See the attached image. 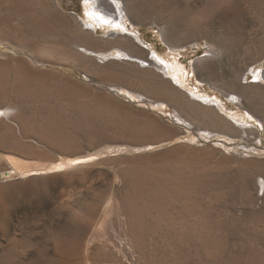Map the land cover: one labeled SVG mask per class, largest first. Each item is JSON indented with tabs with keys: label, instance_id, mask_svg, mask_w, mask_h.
<instances>
[{
	"label": "rangeland",
	"instance_id": "1",
	"mask_svg": "<svg viewBox=\"0 0 264 264\" xmlns=\"http://www.w3.org/2000/svg\"><path fill=\"white\" fill-rule=\"evenodd\" d=\"M4 1L14 7L0 3L1 22L7 23V28L0 26V38L16 48L24 44L23 52L32 57V51L40 54L51 46L67 55L69 47L62 44V32L57 30L54 38L32 23L43 14L37 1ZM47 2L48 10L54 9L69 22L76 18L82 28L89 29L84 0ZM123 2L133 15L139 5L151 8L153 15L136 23L126 17L125 32L108 23L93 35L132 37L150 60L170 69L166 73L152 67L183 95L161 99L154 81L153 85L137 84L130 77L122 85L108 74L113 66L90 68L87 77L82 65L73 67L64 55L48 66L91 82L90 97L69 99L57 92L36 91L31 100L11 84L0 86V104H24L23 112L29 114L26 119L30 117L34 126L40 122L46 127L50 116L60 122L47 126L59 128L51 129L52 134L61 136L60 129H64L62 136L78 138L76 157L80 159L78 165L58 173L26 176L0 158V264H264V114H259L252 98V89L264 95V80L263 89L253 86L255 74L264 75V0ZM96 7L105 12L103 6L102 11ZM167 24L183 33L174 34L173 44L160 29ZM57 39L58 45L54 44ZM157 55L184 67V75H179L185 76L183 85ZM118 58L126 57L114 49L99 55L98 61ZM136 65L131 68L133 76L150 73ZM108 92L116 96L119 106L132 104L123 107L129 119L105 120L107 115L102 120L93 105L83 110L84 101L93 96L105 99ZM194 94L217 98L222 104L210 105L212 110L202 108L192 101L209 105L208 101ZM232 94L239 103L228 99ZM209 118L222 125L215 126ZM8 124L15 135L0 133V155L26 163L34 162L30 158L35 156L42 165L67 158L64 150L38 144L33 134L21 135L16 121ZM168 124H178L183 133ZM138 129L145 135L127 132ZM99 134L110 136L113 142L90 145L87 139ZM32 146L38 151L35 155ZM148 158H152L156 175H162L156 183L131 176L134 166L150 163ZM118 206L126 207L123 216L118 215Z\"/></svg>",
	"mask_w": 264,
	"mask_h": 264
},
{
	"label": "bare ground",
	"instance_id": "2",
	"mask_svg": "<svg viewBox=\"0 0 264 264\" xmlns=\"http://www.w3.org/2000/svg\"><path fill=\"white\" fill-rule=\"evenodd\" d=\"M35 1H37L41 5L42 10H43V14H42V17L33 20L32 23L36 26L38 31L45 33V34L51 33V37H54V38L57 36V33H56L57 30L62 32L65 35V40L62 42V44L64 43L65 46L69 47V50H67L69 52L66 55L65 53L62 52L63 51L62 49H59L56 46H51V50L44 49L41 51L40 54L35 53L36 50L35 51L31 50L32 51L31 54H33V56H34V57H32L31 55L25 54L23 52V50L26 48V46H24V44L21 43V45L20 44L17 45L18 47L16 48V45L13 46L12 44L7 43V41L5 42L6 39L4 40L3 38H0V86L4 87L6 85L11 84V86L13 85L14 87H16L17 89H20V91H22V96L24 98L31 99V100H32V98H36V95H37L36 91H39V92L41 91V93H43V94H53V92H57V94L60 95V97L63 96V97H67L69 99L90 97V94H89L90 89L88 87V84H90L91 82L86 83L83 81H79V80L73 78V76H69V75L62 74L60 72H56L54 69H51V67L48 66L50 64L58 63L59 58L64 55V57H66L65 60L71 62L73 67L74 66L79 67L82 65L81 67L84 68V71H85L87 77H88V73H90V72H88V70L90 68H91L90 70H93L92 68L99 67V69H100V68H106V67L109 68V67L113 66V70L110 72L108 71V74L111 77V79L115 78L116 80L114 79V81L121 83L122 85L126 83V78L130 77L135 82H137V84L139 82L140 84H144V85H147V84L153 85L152 83L154 81V83L159 86L157 89L160 91L161 94H159L158 96L161 99H162V96H164V95H167V96L173 95V94L183 95V93L179 90V88H177L172 83V81L170 79H168V77H164L160 72L153 70L152 67H157L158 69L163 70L166 73L170 72V69L163 68L156 61L150 60L148 58V54H146V52L143 49H141L136 44L135 41H133L132 37L128 36L127 34H118V35L113 34L112 38H105L104 39V38H100V37H95L93 35L94 32H96L98 29H102V28L106 27V25H110V24L113 25L112 26L113 28L120 29L121 31L125 32L127 30V23L124 21L126 17H129L135 23L137 21H140L141 17L143 19L151 18V16L153 15V13H152L153 11L151 8L139 5L140 7L136 10V13H134L135 15H133L132 12L129 10L127 4L124 3L123 0H115V3L113 2L114 6L108 0H84V2H83L84 10H85L84 15H85L86 21H88L87 25L89 26V29L85 30L84 28H82V25L77 21L76 18L73 19V22H71V21L69 22V21H67L68 19L66 17L65 18L67 20L63 16L57 14V11H55L54 9L51 11L48 10L47 6H49V2H47V0H35ZM0 3H5L7 7H11L10 1L8 2V1L0 0ZM96 5L98 6L99 9H100V5L103 6L105 12L104 13L99 12ZM115 6L118 10L117 13H115V9H114ZM13 7H11V9ZM100 10L102 11V9H100ZM23 12H24V10H23ZM25 12H26V10H25ZM3 17L4 16H2L0 18V26L7 28V23L1 22V20H4ZM6 21H7V19H6ZM108 23H110V24H108ZM160 29L162 31L164 38L167 39L168 42L172 43V44H173L174 34H176V35H180V34L182 35L183 34L179 29H177L176 27H173L170 24H167L166 26H162ZM10 31H12V30H10ZM20 35H21V33H20ZM60 43L61 42L58 39H57V41L54 42V44H57V45ZM78 48H81L82 51H84V52L80 51ZM114 49H119V53L126 58L125 59H119L118 58L119 59L118 61L117 60H110L108 62L104 61V63L101 61H98L99 55H107L109 52H111ZM211 49H212V52L216 54V48L211 47ZM157 57H159V55H157ZM159 58H160L161 62L163 61L168 67H171L175 71V73L173 75L174 79L179 80V83L181 85H183L185 76H182V78H181L179 75L181 74V72L184 75V67L181 66L180 64H173V63L170 64L167 61L163 60L162 57H159ZM136 64L142 65L141 68L144 69L143 72L148 71L150 73L148 75L146 74V76H133V74H132L133 69H131V68H134L135 66H137ZM124 68L126 70H124ZM80 69L83 71L82 68H80ZM99 72H101V71H99ZM94 74H96V73H94ZM261 75L255 74L256 83L253 85L254 87L260 88V90L263 89L261 81L264 80V75L263 76H261ZM105 76H107V75L105 74ZM101 77H103V75ZM111 81H113V80H111ZM14 91H15V89H14ZM252 91H253L252 98H253V102H254L253 104H255V107L257 106V108H259V112H260L259 114L262 113V115H263L264 114V95L259 93V92H256L253 89H252ZM3 92H8V91H6L4 89ZM156 92H155V94H156ZM11 95L12 94H10V96ZM39 95H41V94H39ZM232 95H234V94H232ZM232 95L229 96L228 99L231 100L232 102L239 103V101H240L239 98L236 95H234V96H232ZM194 96L200 100L208 101L209 105H202L201 103L192 101L194 104L201 106L202 108L212 110L213 107L211 109L210 105H214V108H215V106H219L222 104V103H220V101L217 98H210L209 99V97H207L204 94H194ZM49 97H51V96H49ZM101 97L100 96H93V97L87 99L86 101H84V106L82 107L83 110L85 108H87L86 106L93 105V107L97 109V113L103 115L102 120L104 119V117H107V115H108V118H105V120L106 119L110 120V118H112V117L117 118L119 116L129 119V115L126 114L123 107L132 106L131 103H127L125 105L123 104V107L119 106L115 102L116 96L114 97V95L111 94L110 92H108V95L104 96L105 99L101 98ZM70 102H72V101H70ZM76 104H78V103H76ZM22 106L20 104L19 105L13 104L10 101H7L3 104H0V133L5 132L6 135L14 136L15 135L14 134V132H15L14 127H11V125L8 124V121H16L19 124V131H20L21 135L26 136L27 134L31 133L35 137H37L38 144H40V145L42 144L48 148L51 147V150H55V151H56V148H59L62 150V152L64 150L63 153L68 154V156H67V158L55 159L50 164H44V165L38 163V160L35 156L30 158V160L34 161L32 163H26V162L18 160L16 158H6L3 155H0V158L5 159L7 162H9L10 165L13 164L15 167V170L18 172V174L26 175V176H29L30 173H32V172H40L42 174L58 173V172L65 170L66 168L68 169V168L74 167L75 165H78V162L80 160L78 157H76V154L78 153L77 152L78 146H79L78 140H77L78 138L75 139V137H72L70 135L68 136L66 134L64 136H62L65 132L64 129H60V132H63L61 134V136H55L54 135L55 133L52 134V131H51L52 128L49 129V128H47V126L51 127V122H53V123H60V122L58 120H54V119L52 120L50 116L47 118L48 122L46 124L47 125L46 127L44 126L45 123L43 124L40 122L36 126H34L33 122L30 121V117L28 119H26L27 117L25 115L27 113L24 114ZM255 110H256V108H255ZM203 112H205V111H203ZM27 115H29V114H27ZM203 115H204V113H202V116ZM262 115H260V117H262ZM208 116L204 115V117H208ZM86 117H87V115H86ZM209 119H210L209 121H211V122L214 121L213 124H215V126L219 127L222 125L219 123V121L217 122V120L215 121L214 119H211V118H209ZM34 122H35V120H34ZM84 122H86V121H84ZM85 124H89V123H85ZM135 125H136V123H135ZM52 130H59V128H57V129L53 128ZM138 131H141V133H144V135H145V132L142 131V129H138L136 131H134V130L129 131L128 130L127 132L129 134L134 135L136 133H139ZM141 135H143V134H141ZM109 137L101 136L99 134V135H96L94 137H89L87 139V141H88V143H90V145H94V146L96 145V143H99V142L100 143L101 142H106V143L113 142V138H109ZM119 141H120V139H119ZM79 144H80V142H79ZM30 149H31V152L33 153V155H35L38 152L37 149L33 148V146ZM151 159L152 158H148V162H150ZM35 161H37V162H35ZM152 164L153 163L150 162L148 164L141 163V165L138 164L137 166H134L131 169V171L133 172V174H131V176H133V178H136L135 176L137 175V176L142 177L145 180H148L150 182L155 181V183L160 181V179H162L161 178L162 175H156L155 171L152 168V166H153ZM165 179H167V178H165ZM135 198H136V196H135ZM126 199H128V198H126ZM125 202H127V200ZM126 205H128V204H126ZM124 206H125V204H124ZM124 208H126V207L118 206V208H117L118 215L123 216V214L125 212ZM128 210H130V209L128 208ZM134 210H135V208H134ZM130 211H133V208H131ZM130 214H132V213H130ZM133 214H134V212H133ZM127 215H128V213H127ZM123 218H125V217H123ZM131 220L132 219L129 218V221H131ZM127 223L128 222H126V219H125L124 224L127 225ZM127 261L129 262V259H127ZM128 264H133V263L129 262Z\"/></svg>",
	"mask_w": 264,
	"mask_h": 264
},
{
	"label": "water",
	"instance_id": "3",
	"mask_svg": "<svg viewBox=\"0 0 264 264\" xmlns=\"http://www.w3.org/2000/svg\"><path fill=\"white\" fill-rule=\"evenodd\" d=\"M165 124V123H164ZM169 125V124H168ZM169 127H171L172 129H174L177 133L181 134L183 133V129H181L178 124L175 125H169Z\"/></svg>",
	"mask_w": 264,
	"mask_h": 264
},
{
	"label": "snow or ice",
	"instance_id": "4",
	"mask_svg": "<svg viewBox=\"0 0 264 264\" xmlns=\"http://www.w3.org/2000/svg\"><path fill=\"white\" fill-rule=\"evenodd\" d=\"M113 2L115 3V0H113Z\"/></svg>",
	"mask_w": 264,
	"mask_h": 264
}]
</instances>
